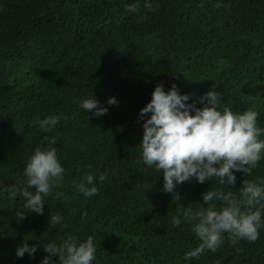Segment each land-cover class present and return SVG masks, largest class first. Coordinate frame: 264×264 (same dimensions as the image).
Returning <instances> with one entry per match:
<instances>
[{
  "label": "trees",
  "instance_id": "1",
  "mask_svg": "<svg viewBox=\"0 0 264 264\" xmlns=\"http://www.w3.org/2000/svg\"><path fill=\"white\" fill-rule=\"evenodd\" d=\"M132 2L134 14L125 10ZM152 2L150 11L143 0H0V187L23 180L24 161L45 136L56 137L65 168L54 190L63 195L46 197L41 215L18 220L20 197L0 192V264H39L42 243L62 232L92 235L97 264H264V228L254 242L232 245L225 234L215 253L185 260L199 241L188 223L170 219L178 206L203 203L215 180L165 193L138 145L139 109L157 83L165 90L175 83L198 107L199 96L217 90L233 111L255 110L264 128V0H222L219 8L215 0ZM91 94L118 104L88 119L75 99ZM50 113L68 119L51 133L31 126ZM97 171L106 180H94L97 194L83 197L76 185ZM236 176L235 185L219 187L238 196L241 180L264 178V156L251 174ZM50 211L63 215V228H50ZM25 239L40 246L17 258Z\"/></svg>",
  "mask_w": 264,
  "mask_h": 264
},
{
  "label": "clouds",
  "instance_id": "2",
  "mask_svg": "<svg viewBox=\"0 0 264 264\" xmlns=\"http://www.w3.org/2000/svg\"><path fill=\"white\" fill-rule=\"evenodd\" d=\"M144 7L153 10L152 0H143ZM216 7H222V0H215ZM129 13L138 11V3L125 6ZM197 102L189 103L190 94L180 92L175 83L167 90L163 83H157L150 100L139 109L138 118L142 123V137L139 150L142 162L155 173L162 174V191L175 193L177 185L195 180L204 183L214 179L216 186L205 190L195 208L177 207L170 223L179 225L181 220L190 225L191 232L199 243L184 253L185 260L199 259L208 250L215 253L227 234L229 243L237 245L241 240L254 242L264 228V178L241 180L239 195L226 192L219 186L236 184L239 172L242 176L251 174L264 156V128L257 123L258 113L252 109L233 111L222 102L219 91L208 89ZM78 109L93 117L105 115L107 105L118 104L114 96L100 102L93 94L75 99ZM64 113H50L42 118L36 116L31 126L42 133H51L61 120H67ZM44 144L36 145L24 161L23 180L0 187V192L11 191L20 197L16 209L18 220L30 213L44 212L45 198L63 194L54 191L63 180L65 168L57 155L55 136H45ZM94 180L104 181L106 175L97 171L82 176L76 185L83 197L97 194ZM216 202H220L219 207ZM87 216L86 211L80 213ZM50 228L64 227V217L51 212L48 219ZM38 244H29L27 239L17 245L15 256L22 258L25 253L33 256ZM46 253L39 264H97V245L92 235L79 238L71 232H62L53 239L42 243ZM55 257V259L53 258Z\"/></svg>",
  "mask_w": 264,
  "mask_h": 264
}]
</instances>
